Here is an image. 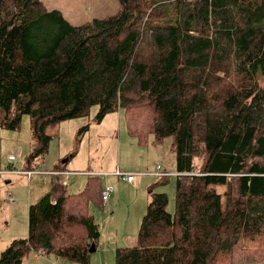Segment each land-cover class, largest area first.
<instances>
[{
    "label": "trees",
    "instance_id": "1",
    "mask_svg": "<svg viewBox=\"0 0 264 264\" xmlns=\"http://www.w3.org/2000/svg\"><path fill=\"white\" fill-rule=\"evenodd\" d=\"M119 2L118 14L72 26L39 0H0V129L17 131L30 117V165L48 152V126L92 107L96 124L123 111L137 146L173 138L175 212L154 194L136 245L116 249L115 264L262 262L264 0ZM102 190L90 180L77 196L30 205L27 237L0 264L30 255L90 264L100 237L90 203L104 208Z\"/></svg>",
    "mask_w": 264,
    "mask_h": 264
},
{
    "label": "rangeland",
    "instance_id": "2",
    "mask_svg": "<svg viewBox=\"0 0 264 264\" xmlns=\"http://www.w3.org/2000/svg\"><path fill=\"white\" fill-rule=\"evenodd\" d=\"M189 1L194 3L196 0ZM39 3L43 12L56 10L72 26H81L94 19L99 20L116 15L122 9L119 0H39ZM97 111V107H92L87 117L67 120L46 128V134L52 138V143L50 142V148L43 159L29 163L35 172L33 174L35 176H32L30 180L21 175H0V253L9 247L13 240L27 237L29 201L36 204L48 193L52 183L48 173L53 170L55 164L76 152L80 140L77 131L87 124L90 125L89 142L85 141L83 146L89 144V157L92 162L94 161V164L91 162L92 168L106 172L97 173L102 176L97 178L101 188L110 186L113 189L110 198L111 207L108 211L106 208L101 209L90 203L91 214L100 231L96 251L89 256L90 264H115L116 249L131 248L136 245L147 204L154 194L164 193L167 197L166 210L174 214L176 165L173 138L168 137L156 144L150 142L147 147L137 146L136 142L130 146L131 138L126 132L123 111L119 112V118L117 113L108 114L99 125L91 122ZM87 137L88 135L84 139L87 140ZM150 140L151 136H149ZM96 143L100 144V148L95 146ZM119 144H121L122 163L120 170L132 177L131 185L133 186H129L122 180L118 182L112 176L106 177L107 179L103 177L113 171L117 165L115 148ZM33 146L30 117L22 118L17 131L0 129V168L2 170L14 168L16 172L14 174H22ZM9 156L14 157V160H8ZM156 165L161 166V170H157L158 174ZM159 174L166 176V179L153 177ZM88 179V177L70 178L69 186L66 188L68 194L82 192L87 187ZM8 181L10 183H7ZM162 181L163 184H161ZM218 191L223 192V188H219ZM6 192L12 195L14 204H7ZM73 210V215L83 212V209L78 207ZM76 228L80 227L74 226L71 231L76 232ZM28 259H34L33 255H30ZM50 260L56 261L55 258ZM243 260L248 259L244 257ZM261 263H264V260L256 264Z\"/></svg>",
    "mask_w": 264,
    "mask_h": 264
},
{
    "label": "crops",
    "instance_id": "3",
    "mask_svg": "<svg viewBox=\"0 0 264 264\" xmlns=\"http://www.w3.org/2000/svg\"><path fill=\"white\" fill-rule=\"evenodd\" d=\"M97 110H98V107H97ZM107 117V116H106ZM118 118H119V114H118ZM105 120V119H104ZM103 120V121H104ZM102 121V122H103ZM91 122H93V120H91ZM101 122V123H102ZM100 123V124H101ZM89 125V124H88ZM99 125V124H97ZM89 130H90V125L88 127V130L86 133L83 134V136L81 137V139L79 140L78 144H77V148H76V152H73L74 153V156L72 158H70V164L68 165V169L71 170V174L68 176L67 180L61 178V177H58V176H54V175H48L51 177L52 179V183H51V186L49 187V191L47 194L45 195H49L51 197V200L52 202H56L59 198L61 197H70L72 195H69L68 192H67V187L69 186V179L70 178H73V177H88V182L91 180V182L93 183H96L98 182L99 180L97 179L98 177H102L100 175H98L97 173H106V172H101L102 169H97V168H92V164H91V159L89 157L90 155V151H89V144H86L85 146H83V144L85 143V141H88L89 142ZM87 137V140H85L84 138ZM84 140V141H83ZM83 141V142H82ZM131 145L132 146L134 144V140L131 139ZM52 143V141H51ZM50 143V145H51ZM49 145V146H50ZM120 145L119 144L118 146H116L115 150H116V155H117V165L115 167V169L109 173H107V175H104L103 177L104 178H109V176H112V177H115L116 180L118 182H120V180L114 176V173L119 170L120 168L122 167V163H121V158H120ZM97 148H100V144L99 143H96L95 145ZM50 148V147H49ZM114 148V147H113ZM97 150V149H96ZM95 150V151H96ZM125 152L127 153V150H125ZM10 157V156H9ZM9 157H8V160H9ZM61 157V156H59ZM63 160V159H62ZM62 160L59 161L57 164L54 165L53 167V170H50L51 171H56L58 169H55L59 164L62 165ZM44 163V161H43ZM94 164V161L92 162ZM64 164V163H63ZM28 166L31 167V165H28L26 164V167L24 168V170L22 171V174H8V175H21L22 177H25L27 178L28 180H30L32 178V176H35V175H31V176H28V174H25V172H29V171H34V168H28ZM41 166V165H40ZM159 166L160 169H161V166L160 165H156V167ZM66 168V165L64 166ZM63 167V168H64ZM38 168V167H37ZM36 168V169H37ZM63 168H60L59 170L63 169ZM92 168V169H91ZM10 170V169H13L14 168H5L2 170V168H0V171H4V170ZM112 170V169H111ZM15 171V170H14ZM103 171V170H102ZM122 172V171H121ZM128 173V172H126ZM156 173L158 174L159 172L157 171L156 169ZM166 173V172H165ZM7 175V176H8ZM153 177L155 178H160L162 176H158V175H154ZM106 178V179H107ZM133 182V179L131 182H127L129 184V186H133L131 185V183ZM7 183H10L9 181ZM88 184V183H87ZM30 188V186L28 187ZM89 188H90V184H89ZM94 191V190H93ZM81 192H78L77 194H73V195H78L80 194ZM113 194V192H112ZM44 195V196H45ZM111 198V197H110ZM7 204H14V198L12 197V195L9 193V192H6V198H5ZM110 201V200H109ZM39 202V201H38ZM114 202H115V198H114ZM29 206L30 205H33L32 201L30 200L29 201ZM148 205V204H147ZM110 204L108 206V209L107 211L109 210L110 208ZM11 243V242H10ZM9 244V243H8ZM6 244V245H8ZM97 248V247H96ZM95 248V249H96ZM96 251V250H95ZM29 257L26 258L25 261H23L22 264H36V262L38 264H72V263H69L70 261H67V260H64V259H58L59 261H52L50 259H41V258H38V257H35L33 256L34 259H28ZM59 262V263H58Z\"/></svg>",
    "mask_w": 264,
    "mask_h": 264
},
{
    "label": "built area",
    "instance_id": "4",
    "mask_svg": "<svg viewBox=\"0 0 264 264\" xmlns=\"http://www.w3.org/2000/svg\"><path fill=\"white\" fill-rule=\"evenodd\" d=\"M9 160H14V157L10 156ZM69 164H70V162L68 164H66V168L64 167L61 170L51 171L48 174L58 176V177H61L65 180H67L68 176L71 174V170L68 169ZM156 169L159 170L160 167L157 166ZM14 173H16V172L13 169H10L8 171H0V175L14 174ZM34 173H35L34 171L25 172V174H28V176H31ZM114 175L117 177L118 176L122 177V179L126 180L127 182L132 181V177L130 175L125 174V173H121L119 171H116L114 173ZM112 191H113L112 187L105 186V187H103V190L101 192V202H102L104 208H106V210L108 209V206H109V200H110V196H111Z\"/></svg>",
    "mask_w": 264,
    "mask_h": 264
},
{
    "label": "water",
    "instance_id": "5",
    "mask_svg": "<svg viewBox=\"0 0 264 264\" xmlns=\"http://www.w3.org/2000/svg\"><path fill=\"white\" fill-rule=\"evenodd\" d=\"M65 162H66V159L62 160V164L65 163ZM95 250H96L95 249V245L92 244L90 249H89V253H93V252H95Z\"/></svg>",
    "mask_w": 264,
    "mask_h": 264
}]
</instances>
